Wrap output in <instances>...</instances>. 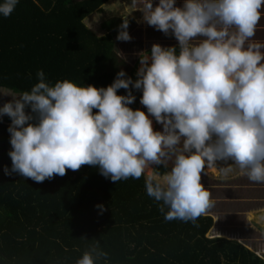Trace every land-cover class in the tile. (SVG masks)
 I'll return each instance as SVG.
<instances>
[{
	"label": "clouds",
	"instance_id": "1",
	"mask_svg": "<svg viewBox=\"0 0 264 264\" xmlns=\"http://www.w3.org/2000/svg\"><path fill=\"white\" fill-rule=\"evenodd\" d=\"M18 3L0 0V15L10 16ZM132 3L141 5L136 10L149 26L174 36L179 50L153 44L150 54H139L137 79L121 70L106 88L67 79L52 85L40 70L30 91L0 90L12 97L0 107V117L12 121V168L4 171L43 182L87 164L112 181L143 176L166 220L195 223L216 203L202 183L208 171L227 178L238 168L250 182L264 184V42L253 41L264 0ZM119 28L116 39L130 41L127 18ZM133 88L142 91L147 113L129 107ZM120 89L127 94L119 95ZM170 162L163 173L152 167L167 169ZM248 220L264 224V209L250 212ZM107 257L97 245L76 264Z\"/></svg>",
	"mask_w": 264,
	"mask_h": 264
},
{
	"label": "trees",
	"instance_id": "2",
	"mask_svg": "<svg viewBox=\"0 0 264 264\" xmlns=\"http://www.w3.org/2000/svg\"><path fill=\"white\" fill-rule=\"evenodd\" d=\"M105 2L19 0L10 16L0 15V90L30 91L40 70L52 85H111L119 71L112 67L114 38L99 17ZM132 94L140 98L142 91ZM1 97L0 107L12 100ZM11 122L0 117V264H76L97 245L108 257L96 264H264L236 241L209 238L210 217L166 220L143 176L112 181L87 164L43 182L6 175Z\"/></svg>",
	"mask_w": 264,
	"mask_h": 264
},
{
	"label": "crops",
	"instance_id": "3",
	"mask_svg": "<svg viewBox=\"0 0 264 264\" xmlns=\"http://www.w3.org/2000/svg\"><path fill=\"white\" fill-rule=\"evenodd\" d=\"M158 2L159 0H154V7ZM182 4L183 0H177L176 6H182ZM140 6L139 3L134 5L132 0H107L99 10H101L102 21L109 26L108 32L118 33L120 31L119 26L127 18L129 27H137L141 32L153 33L157 36L155 40L150 41L151 45L159 43L165 47L177 46L179 50L178 41L174 36L165 35L156 30L154 26H149L143 21V13L136 10ZM253 41L264 42V16L257 26ZM218 163L223 164V162ZM229 163L231 162L229 161ZM202 183L210 190L213 199L216 201L215 206L206 215H202L213 219V227L218 222L229 225L230 220L236 216L241 217V219L238 217L239 221H237L241 230L237 229L234 233H230L229 238L221 236L223 233L220 228L219 232L216 231L217 228L211 229L207 236L212 239L222 238L236 241L264 262V245L261 247L264 240L259 239L261 233L264 235V224H257L254 220H248L250 212L264 209V184L250 182L246 176L240 174L238 168L227 178L217 176L215 171L210 170L207 175H202ZM215 216L219 219L216 220Z\"/></svg>",
	"mask_w": 264,
	"mask_h": 264
},
{
	"label": "rangeland",
	"instance_id": "4",
	"mask_svg": "<svg viewBox=\"0 0 264 264\" xmlns=\"http://www.w3.org/2000/svg\"><path fill=\"white\" fill-rule=\"evenodd\" d=\"M99 17L101 18V10H99ZM128 32L132 37L130 41H119L116 39L119 32L118 33L113 31L111 32L115 42V55H116L112 67L117 71L124 70L127 76H130L132 78H138L136 76V73L138 68L140 67L139 54L141 52L150 53L149 51L152 48L150 41L155 40L157 36L154 35L153 33L141 32L140 30L137 29V27H133V28L129 27ZM1 96L2 93H0V102H2ZM140 98H136V100L131 105H129V107L131 108L137 107V109H141L144 111V106L140 103ZM150 118L153 119L154 129L157 131H162L163 125L158 124L155 121L154 117L150 116ZM152 167L158 168L162 173L165 170V167L163 165H152ZM171 167H172V163L170 162L168 168L171 170ZM238 217L240 216H236V218L230 220L229 225H227L226 223L223 224L222 222H218L216 223L217 224L216 226L214 224V227H212V229L217 228L216 230L217 232H219V228L222 229L221 232L223 234H221V236H226L229 238L231 235L230 233H234V231H236L237 229L239 231L241 230L239 223L237 224V221H239ZM214 218L216 220L219 219L217 216H215ZM259 239L264 240V235L262 233L260 234ZM263 245L264 244L262 243L261 247H263Z\"/></svg>",
	"mask_w": 264,
	"mask_h": 264
}]
</instances>
